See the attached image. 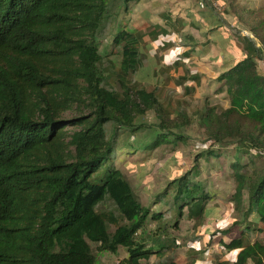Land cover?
<instances>
[{
  "label": "trees",
  "instance_id": "16d2710c",
  "mask_svg": "<svg viewBox=\"0 0 264 264\" xmlns=\"http://www.w3.org/2000/svg\"><path fill=\"white\" fill-rule=\"evenodd\" d=\"M228 1L253 37L230 31L224 39L243 51L217 76L229 105L206 100L193 115L180 102L173 113L158 86L136 78L144 34L116 24L139 0H0V264H97L90 242L112 253L123 247L120 264H145L152 254L154 264H185L170 246L138 237L149 220L160 236L185 217L215 225L208 244L237 248L213 264H264V166L255 156L264 158V4ZM107 37L120 48L118 65L100 51ZM148 112L157 122L144 120ZM195 117L203 139L192 166L144 204L116 164L122 138L153 129L121 154L168 144L172 154L160 161L168 170L183 162L178 148L189 144ZM202 158L228 159L216 172L230 170L236 186L226 207L243 218L223 219L224 198L194 178ZM106 202L122 216L113 231ZM253 232L261 237L251 240Z\"/></svg>",
  "mask_w": 264,
  "mask_h": 264
},
{
  "label": "rangeland",
  "instance_id": "374dc122",
  "mask_svg": "<svg viewBox=\"0 0 264 264\" xmlns=\"http://www.w3.org/2000/svg\"><path fill=\"white\" fill-rule=\"evenodd\" d=\"M207 2V8L201 9L198 7V0H139L137 3L133 2L128 5L130 9L126 14L122 11L116 24V28L124 24V26L137 29L138 32L144 34L141 43V49L144 53L143 67L138 71L136 78L148 88L158 86V95L163 103L169 102V107L173 110V113H176L175 111L179 108L176 102H180L182 104L181 108L194 115L197 110L204 108L206 100L212 103L208 99L209 97L206 98L204 96L212 93L211 90L223 92H218V95L213 100V104H216L219 109L224 108L228 104L227 93L225 88H223V83H220L217 77L213 76L214 74L207 77V80H216V86H211L210 82L205 88L206 82H202L204 78L199 72H194L196 67L200 70L204 69L205 65L200 61H204V58H206V52L203 49L207 43L205 42L206 37L199 35L204 39V42L201 43L200 39L202 38L198 37V31L192 24L189 26L191 22L189 19L190 15L195 20L197 15H201L199 12L210 10L212 14L218 16L224 22V25L232 34L240 35L241 37L246 36L242 32L243 30L251 32L245 24L238 20L237 15L230 8L228 0H206ZM237 2L254 7L264 4V0H237ZM204 29L205 27L203 31ZM221 31L222 28L213 30L212 39L218 43H222L223 32ZM187 40L195 42L192 45L193 47L189 44H184ZM208 44L213 48L211 43ZM221 47H224L223 44ZM191 49H193V52ZM100 51L108 53V56L115 60L117 65L119 64L120 48L113 45L111 37L103 40ZM189 59L193 60H191L189 69L187 71L184 69L183 74L180 71L181 66L185 62L187 64ZM179 71L180 73H178ZM185 78L190 79L193 83H191L190 87L185 86L184 82L187 80ZM214 87L216 88L214 89ZM143 118L150 123L158 120L154 112H148ZM186 131L191 137L189 144L179 145L178 148V151L182 154L183 162L168 170L163 169L160 165L162 158L170 157L172 154L171 147L168 144L157 147L150 152L139 151L121 154L124 147L126 149L129 144L139 145L141 142L148 141L154 133L153 129L142 131L135 134L134 137L129 135L122 138V148L118 152L120 154L116 164L124 171L137 197L144 204L151 203L156 192L168 183L170 177L180 174L192 166L194 162L193 156L198 151L197 144L203 139V133L196 117ZM255 156L257 157V165L264 166V158L261 159L257 155ZM227 162L228 159L225 158L211 160L202 158L199 162V171L193 173L196 180L206 185L210 190H216L226 200L230 199L234 193L236 182L230 175L229 169L223 175H219L216 170L221 165L227 164ZM102 209L106 214L109 230L113 231L121 223L122 216L111 202L104 203ZM222 210H225V206L222 207ZM243 217V211L235 208L230 211V221L233 218L241 219ZM208 222L210 221L204 220V222L201 221L197 225L194 220H189L185 217L177 228L171 227L165 234H160L159 236L154 234L156 222L149 220L141 229L138 237L144 238L151 246H170L169 254L177 260L186 259L185 264H213L218 259L233 256L237 248L230 249L221 240H216V238H213L211 248H207L208 245L205 241L201 242L200 248L204 249V252L199 251L202 249H196V246H193L198 239L196 235L201 232L198 227L201 225L203 230ZM207 237L211 239L209 236ZM260 237L261 235L256 232L250 235L251 240ZM224 239L226 241L229 237L224 236ZM90 244L94 254H96L97 264H120L119 259L125 255L123 247H120L116 253H112L99 250L96 243L90 242ZM155 259L156 256L152 254L149 259L143 260V262L145 264H154Z\"/></svg>",
  "mask_w": 264,
  "mask_h": 264
},
{
  "label": "crops",
  "instance_id": "0c3cea01",
  "mask_svg": "<svg viewBox=\"0 0 264 264\" xmlns=\"http://www.w3.org/2000/svg\"><path fill=\"white\" fill-rule=\"evenodd\" d=\"M214 11V10H213ZM192 13H196V12H192ZM201 15H197L196 17H195V20H194V18L193 17H191V15H190V23H189V26H190V24H192L193 25V27L198 31V37H200V38H202V36L204 37H206V47H204V49H203V51H205L206 53H205V55H206V58H204V61H200V62H202V63H204V69L203 70H200L199 68H197L196 67V69L194 70V72H199L200 73V75L204 78L203 80H202V82L203 83H205L206 82V84H205V88H207V86H208V84H210V82H211V86H216V80H214V79H212V80H207V77H209V76H212V74H214L213 76L215 77H217L218 76V74L222 71V70H224L223 68H224V64L226 63V62H228L229 60H230V57L229 56H231V54L233 53L234 54V56H236L237 55V53L239 54L240 53V55H242L243 54V51L242 50H237L238 52H235V50L234 51H231L230 50V48L228 49V48H226V42H224V39H226V40H229L228 38H229V36L231 35V33H230V30H228L227 29V27L224 25V22L218 17V16H216V15H214V14H212V11L210 12V10L209 11H204V12H199ZM189 15V14H188ZM218 23V24H217ZM207 26V27H206ZM217 26H219V27H217ZM205 27V29H204V31H203V28ZM219 28H222V31L221 32H223V34H222V38H221V40H222V43H218L217 41H215L214 39H212V37H213V34H214V32H213V30H218ZM199 35H202V36H199ZM207 35V36H206ZM233 35V34H232ZM193 36H194V34H193ZM196 36V35H195ZM196 38V37H195ZM198 39V38H197ZM199 40V39H198ZM200 42L201 43H203L204 42V39L202 38V39H200ZM195 42H191L190 40H187L186 42H184V44H189V45H193ZM208 43H211L212 44V46H213V48H211L210 46H209V44ZM223 44V46L224 47H221V45ZM257 44L259 45V42H257ZM202 46V45H201ZM193 47V46H192ZM198 47V46H197ZM215 51H216V53H215ZM193 52V51H192ZM191 60H193V59H189V61H188V63L186 64V62L185 63H183L182 64V66H181V69H180V71L184 74V69L187 71L188 69H189V67H190V63H191ZM209 65V66H208ZM180 71L178 72V73H180ZM181 73V74H182ZM187 77V76H186ZM207 80V81H206ZM191 80L190 79H187L185 82H184V84H185V86L186 87H190V85H191ZM193 84V83H192ZM195 84V83H194ZM196 84H197V82H196ZM198 85V84H197ZM216 87H214V89H215ZM211 92L212 93H210V94H205L204 96L207 98V97H209L208 99L212 102V104H213V100H214V98L218 95V92L216 91L215 92V90L214 91H212L211 90ZM221 93H223V92H221ZM197 94H198V91H197ZM203 96V95H202ZM227 100H228V104L225 106V107H227L228 105H229V98H228V96H227ZM219 196L220 197H222V198H224L223 196H221L220 194H219ZM229 200L230 199H228V200H226L225 198H224V202L223 203H221L220 204V206H221V208L223 207V206H225V210L223 211V210H221V212L222 213H224V218L223 219H227L228 221H230L229 219H231L230 218V211L233 209L232 207H230V208H227L226 206L228 205V202H229ZM221 216V217H222ZM227 217V218H226ZM205 220V219H204ZM204 220H203V222H204ZM232 220H234V218L232 219ZM231 220V221H232ZM213 223L212 224H206V227L205 228H203V230H202V228H201V225L198 227L199 228V230L201 231L199 234H201V239L200 240H196L195 241V245H193V246H196L195 248L196 249H202V248H200L201 247V242H203V241H205V243L208 245L207 246V248H211L212 247V244H213V242H212V244L210 245V244H208V237L207 236H209L208 235V233H210V228H212L213 227ZM207 240V241H206ZM199 251H201V252H204V249H202V250H199ZM200 254V253H199ZM205 256V255H204ZM231 257H233V256H231ZM203 260V259H202Z\"/></svg>",
  "mask_w": 264,
  "mask_h": 264
},
{
  "label": "built area",
  "instance_id": "2783aa9c",
  "mask_svg": "<svg viewBox=\"0 0 264 264\" xmlns=\"http://www.w3.org/2000/svg\"><path fill=\"white\" fill-rule=\"evenodd\" d=\"M206 6H208V2L206 3V0H198V7L201 9L207 8ZM242 31V30H241ZM243 34H245L246 36H250L253 37L252 32H249L247 30H243L242 31Z\"/></svg>",
  "mask_w": 264,
  "mask_h": 264
}]
</instances>
